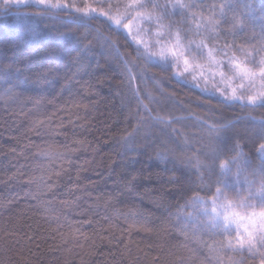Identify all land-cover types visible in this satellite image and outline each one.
Instances as JSON below:
<instances>
[{
    "label": "trees",
    "instance_id": "1",
    "mask_svg": "<svg viewBox=\"0 0 264 264\" xmlns=\"http://www.w3.org/2000/svg\"><path fill=\"white\" fill-rule=\"evenodd\" d=\"M251 2L257 17L264 14L261 0ZM21 13L31 14L26 22L40 44L18 28ZM77 15L36 4L0 9V264H261L258 254L224 249L225 237L206 226H177L193 211L181 207L192 191L220 177L218 168L197 175L176 157L192 154L181 151L184 137L208 151L205 130L189 117L224 118L240 147L221 159L242 153L229 179L237 165L241 178H251L261 160L264 107L223 104L138 56L103 17L80 24ZM130 73L155 98L143 100L151 116L185 118L173 123L180 145L161 144L160 126L132 96ZM49 147L62 155H39ZM201 159L213 163L210 153Z\"/></svg>",
    "mask_w": 264,
    "mask_h": 264
},
{
    "label": "snow or ice",
    "instance_id": "2",
    "mask_svg": "<svg viewBox=\"0 0 264 264\" xmlns=\"http://www.w3.org/2000/svg\"><path fill=\"white\" fill-rule=\"evenodd\" d=\"M31 4L41 6L44 12L78 14L80 24L103 17L110 30L125 33V38L136 46L138 56L164 71L171 70L174 78L190 79L196 87L202 86V91L218 95L220 102L226 105L264 107V14L257 17L251 0H164L163 3L160 0H127L123 5L113 4L111 0H82L79 4L76 0H0V9ZM121 7L123 13L119 12ZM261 13H264V0H261ZM30 15L18 14L17 26L28 37L29 43L38 45L43 37L26 22ZM176 16L180 17L179 21L174 19ZM143 24L155 30L141 27ZM142 32L150 33L153 40L146 42L140 39ZM98 36L118 51V45L111 36L99 32ZM134 79L130 73L132 96L160 126L158 138L161 144L167 146L171 141L180 145L176 140L179 130L173 127V123L185 118L160 114L151 116L152 109L143 100L146 98L153 102L155 98L146 87L142 89L134 85ZM5 91L10 97L15 95L11 87ZM189 118L197 120L199 127L205 130L210 141L208 151L201 152L184 137L181 151L188 148L192 154L176 158L186 161L197 175L201 170L212 172L218 168L220 179L192 191L181 207L193 211L178 217L177 226H181V220L185 230L188 224L206 226L225 237L224 249L258 254L262 257L261 264H264V143L259 144L261 160L253 169L251 178L248 175L241 178L243 169L237 165V172L230 180V164H236L242 153L237 152V156L229 159L221 157L227 151L235 152L240 147L238 143H232L235 138L229 136L234 124L211 116L207 119L199 116ZM39 124L42 121L37 120L34 126ZM260 126L261 139L264 140V120ZM172 151L168 149V152ZM209 153L212 164L201 159L202 155L208 156ZM167 154L164 151L159 153L161 157ZM39 155L54 158L62 154L53 153L49 147L42 149ZM202 192L205 194L201 195Z\"/></svg>",
    "mask_w": 264,
    "mask_h": 264
},
{
    "label": "rangeland",
    "instance_id": "3",
    "mask_svg": "<svg viewBox=\"0 0 264 264\" xmlns=\"http://www.w3.org/2000/svg\"><path fill=\"white\" fill-rule=\"evenodd\" d=\"M160 2L161 3H163L164 2V0H160ZM119 12L120 13H123L124 12V9H123V7H121L120 9H119ZM141 27H143V28H145V29H150V31H154L155 29L154 28H151V26H149L148 24H143V25H141ZM140 39H143V40H145L146 42H150V41H152L153 40V37H152V35L149 33V34H146V33H141V36L139 37ZM178 78H181V77H178ZM181 79H183V78H181ZM183 80H185V79H183ZM186 81H188L189 83H191V84H193L194 85V83L193 82H191V80L189 79V80H186ZM202 87V86H201ZM201 87H199L200 89H201ZM208 92H210V91H208ZM211 93V92H210ZM111 187H113L112 185H111ZM114 188V187H113Z\"/></svg>",
    "mask_w": 264,
    "mask_h": 264
}]
</instances>
